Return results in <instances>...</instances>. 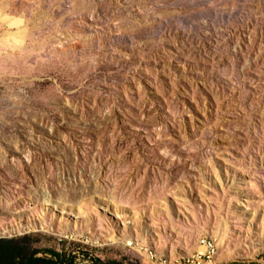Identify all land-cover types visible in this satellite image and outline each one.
<instances>
[{
	"label": "rangeland",
	"instance_id": "374dc122",
	"mask_svg": "<svg viewBox=\"0 0 264 264\" xmlns=\"http://www.w3.org/2000/svg\"><path fill=\"white\" fill-rule=\"evenodd\" d=\"M0 10L26 21L23 46L0 47V238L180 264L212 237L213 264H264V0ZM151 215L159 237L180 216L196 236L154 246Z\"/></svg>",
	"mask_w": 264,
	"mask_h": 264
},
{
	"label": "trees",
	"instance_id": "16d2710c",
	"mask_svg": "<svg viewBox=\"0 0 264 264\" xmlns=\"http://www.w3.org/2000/svg\"><path fill=\"white\" fill-rule=\"evenodd\" d=\"M81 246V247H80ZM0 264H119L103 261L90 252L88 247L76 245L61 251L52 248L40 249L33 245L29 235L14 238H0ZM140 264V263H129Z\"/></svg>",
	"mask_w": 264,
	"mask_h": 264
},
{
	"label": "crops",
	"instance_id": "0c3cea01",
	"mask_svg": "<svg viewBox=\"0 0 264 264\" xmlns=\"http://www.w3.org/2000/svg\"><path fill=\"white\" fill-rule=\"evenodd\" d=\"M180 218H182V216H180ZM178 219V223H176L174 225V231L173 234H169V241H168V235L167 236H163L159 234H162L161 231L163 227H161V223L159 220L156 219L155 216L151 215L147 218V240L151 241L149 243H152V245H156L157 242L162 241H168L169 246H173V247H179L182 245H185L187 243L186 238H190L191 236H196L195 231H196V227H194V225L192 224L193 222H191L189 220V218H184L182 219ZM190 221V222H189ZM179 223H182L183 225H180ZM172 241V244L170 243ZM170 248V247H169ZM171 252V251H170ZM184 253H188L187 251H185ZM176 254H178V251H175L173 256H175Z\"/></svg>",
	"mask_w": 264,
	"mask_h": 264
},
{
	"label": "clouds",
	"instance_id": "9594fccd",
	"mask_svg": "<svg viewBox=\"0 0 264 264\" xmlns=\"http://www.w3.org/2000/svg\"><path fill=\"white\" fill-rule=\"evenodd\" d=\"M0 24L6 26L9 30L8 35L0 38V47L5 44L13 50L19 49L23 46V39L21 38L26 24L23 15H12L8 12L0 10Z\"/></svg>",
	"mask_w": 264,
	"mask_h": 264
},
{
	"label": "built area",
	"instance_id": "2783aa9c",
	"mask_svg": "<svg viewBox=\"0 0 264 264\" xmlns=\"http://www.w3.org/2000/svg\"><path fill=\"white\" fill-rule=\"evenodd\" d=\"M136 245L135 242L132 240V246ZM216 240L212 237H204L200 240V246L204 247V252L198 256H190L182 259H178L180 264H208V262L213 261L214 257L217 255L218 248L216 246ZM143 249V248H142ZM144 251L148 252L149 254L152 253L151 250L143 249ZM199 253V252H197ZM154 264H164L166 259L162 257H154L153 258Z\"/></svg>",
	"mask_w": 264,
	"mask_h": 264
},
{
	"label": "bare ground",
	"instance_id": "6f19581e",
	"mask_svg": "<svg viewBox=\"0 0 264 264\" xmlns=\"http://www.w3.org/2000/svg\"><path fill=\"white\" fill-rule=\"evenodd\" d=\"M220 239V238H219ZM201 240V239H200ZM216 240V244H217V241H218V239H215ZM220 242H219V244L220 245H223V246H225L224 245V243H223V240L222 239H220L219 240ZM197 245H198V237H197V239L195 240V242H194V248L196 249V247H197ZM217 246V245H216ZM217 248H218V246H217ZM199 249V251H197V252H199V253H194L193 255H191V256H198V255H201L203 252H204V247L203 246H200V241H199V246H198V248H197V250ZM147 250V249H146ZM152 252V251H151ZM188 252V254H192L193 252H194V249L193 250H188L187 251ZM145 253H146V255H147V257H149V259L150 260H153V258L154 257H156V254L155 253H148V252H146L145 251ZM216 257V256H215ZM215 257H214V259H213V261H211V262H208V264H213V262H214V260H215ZM166 264H169V261H166L165 262Z\"/></svg>",
	"mask_w": 264,
	"mask_h": 264
}]
</instances>
